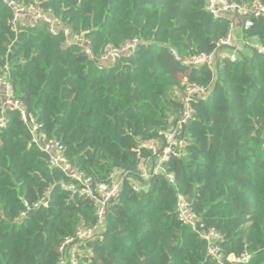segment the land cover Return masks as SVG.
<instances>
[{"label": "trees", "instance_id": "16d2710c", "mask_svg": "<svg viewBox=\"0 0 264 264\" xmlns=\"http://www.w3.org/2000/svg\"><path fill=\"white\" fill-rule=\"evenodd\" d=\"M16 1H38L71 35L85 34L94 58L109 46L140 41L132 55L100 68L44 22L14 27L0 0V73L8 67L15 99L93 185L129 174L104 231L82 248V264H218L207 241L178 218V195L221 235L225 264L245 255L239 264H264V55L224 61L215 72L181 61L214 52L232 19L215 18L209 0ZM252 22L243 37L264 43V16ZM187 85L210 94L193 101L183 133L188 144L165 166L175 181L156 176L136 193L130 180L139 175L140 158L151 154L140 146L164 140L182 115ZM2 117L0 264H59L63 241L97 222L95 202L63 188L74 180L50 166L20 113L3 112L0 95ZM44 198L47 206L37 207Z\"/></svg>", "mask_w": 264, "mask_h": 264}, {"label": "built area", "instance_id": "2783aa9c", "mask_svg": "<svg viewBox=\"0 0 264 264\" xmlns=\"http://www.w3.org/2000/svg\"><path fill=\"white\" fill-rule=\"evenodd\" d=\"M12 11V24L14 27L21 24L22 19L28 18L31 23L44 22L48 25L49 31L53 35L63 32L69 39L70 44L80 46L83 52L92 57L85 34L71 35L70 30L62 25V23L52 17L51 12H46L41 3L35 1L31 5H24L16 0H2ZM207 11L217 19H232L238 17L242 19V28L249 29L252 25L253 18L264 16V4L258 0L247 5H238L231 3L229 0H209ZM228 36L217 44V49L210 54L193 56L181 60L186 66L206 65L213 72L216 66L224 61L237 63L245 54L246 50L257 52L264 55V43L258 39L237 38L233 30ZM139 40L135 39L131 43H127L119 48L112 46L107 47L105 53L94 58L100 68H105L115 64L121 57L132 55L139 44ZM210 94V88L199 87L197 85H187L181 93V103L183 112L175 124L165 133L162 142L147 143L140 146V149L150 151V156L140 158L139 175L136 180L131 179L130 184L132 190L136 193L145 192L149 188L150 181L156 176L165 175L169 182L174 183V175L167 172L165 166L172 158H179L183 155L184 148L188 142L184 136V129L188 122L193 118L192 103L195 100H206ZM0 95L2 97L3 112L6 110L18 111L23 122L28 127L32 140L31 144L38 147L49 157V163L52 168L61 170L69 176L75 183L62 185L65 190L70 191L74 195H79L87 199H91L96 205L97 222L91 226L81 225L73 237L66 238L61 244L59 264H82L81 255L82 248L94 239L98 238L105 229L107 213L109 206L118 200L121 195L123 183L129 177L128 173H121L120 178L117 175L112 176L110 183H102L93 185L90 178H85L66 158L65 149L56 139H50L41 131V125L37 122L36 117L29 113L21 102L14 97L11 83L9 82V69L5 68L0 73ZM6 127L5 118H0V129ZM47 199L40 201V205L47 206ZM177 215L180 221L190 226L201 238L208 243V254L218 264H225L223 253L220 247L222 237L215 229H207L202 220L196 216L190 203L182 196L178 195ZM248 255L241 258L230 257L228 264H239L246 262ZM86 264H90L86 263Z\"/></svg>", "mask_w": 264, "mask_h": 264}, {"label": "crops", "instance_id": "0c3cea01", "mask_svg": "<svg viewBox=\"0 0 264 264\" xmlns=\"http://www.w3.org/2000/svg\"><path fill=\"white\" fill-rule=\"evenodd\" d=\"M232 21H233V24L235 23L238 27H239V30H237L236 32H235V36L237 37V38H243V28H242V23H243V21H242V19H240V18H238V17H233L232 18ZM21 24H23V25H29V24H31V21L28 19V18H24V19H22V22H21ZM181 96V95H180ZM120 174L121 173H118L117 174V177L118 178H120Z\"/></svg>", "mask_w": 264, "mask_h": 264}, {"label": "rangeland", "instance_id": "374dc122", "mask_svg": "<svg viewBox=\"0 0 264 264\" xmlns=\"http://www.w3.org/2000/svg\"><path fill=\"white\" fill-rule=\"evenodd\" d=\"M233 25H234V27H233L234 32H236L237 30H239V27H238L235 23H234ZM251 53H252V52H251L250 50L247 49L244 55H245V56H249V55H251ZM180 95H181V94H180Z\"/></svg>", "mask_w": 264, "mask_h": 264}, {"label": "water", "instance_id": "95a60500", "mask_svg": "<svg viewBox=\"0 0 264 264\" xmlns=\"http://www.w3.org/2000/svg\"><path fill=\"white\" fill-rule=\"evenodd\" d=\"M141 1H142V2H146V3H148V2H151L152 0H141ZM133 155H137V153L134 152Z\"/></svg>", "mask_w": 264, "mask_h": 264}]
</instances>
